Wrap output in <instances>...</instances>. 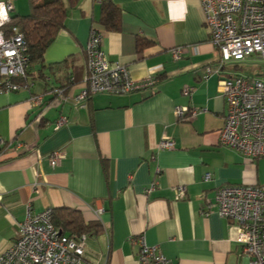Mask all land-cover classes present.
Masks as SVG:
<instances>
[{
	"label": "crops",
	"instance_id": "obj_1",
	"mask_svg": "<svg viewBox=\"0 0 264 264\" xmlns=\"http://www.w3.org/2000/svg\"><path fill=\"white\" fill-rule=\"evenodd\" d=\"M10 1L12 16L32 10L29 0ZM103 1L65 0L66 26L44 63L17 80L22 89L0 92V254L17 238L29 208H69L102 225L98 235L87 234L85 257L94 264H139L140 245L131 237H143L177 264H244L238 227L218 213L216 193L228 184H264V175L260 158L220 144L227 102L221 75L207 76L220 53L201 0H112L122 9L121 29H101V47L133 80L154 78L153 84L78 101L88 87L86 47L100 27ZM139 39L150 45L140 51ZM178 107L203 111L186 120ZM165 137L175 148L161 149ZM57 151L65 157L54 166ZM178 186L186 188L180 199ZM96 208L104 209L99 218Z\"/></svg>",
	"mask_w": 264,
	"mask_h": 264
},
{
	"label": "built area",
	"instance_id": "obj_2",
	"mask_svg": "<svg viewBox=\"0 0 264 264\" xmlns=\"http://www.w3.org/2000/svg\"><path fill=\"white\" fill-rule=\"evenodd\" d=\"M201 8L209 38L220 53L218 66L208 67L207 76L221 75L219 89L227 102L220 144L250 160L264 158V80L242 75L239 70H223L227 64H239L252 56L264 60V0H201ZM13 10L10 0L0 1V92L22 89L17 80L27 77L25 36L16 25L7 28ZM101 42L102 33L93 29L86 47L88 87L76 95V100L85 102L99 93L123 94L153 84L154 78L137 82L126 66L111 63ZM181 55L182 48H176L174 57ZM191 92V88L183 90L185 95ZM34 102L40 103L41 97H35ZM202 111L178 107L176 114L187 120ZM4 144L5 140H0V146ZM160 147L173 149L175 142L165 137ZM64 157L63 152L53 153L51 164L57 165ZM211 178V173L205 175V180ZM176 193L177 199L183 198L186 188L178 186ZM214 205L222 217L238 227L237 243L244 264H264V184L222 186ZM94 211L98 218L104 213L103 208ZM52 213V208L40 213L29 208L26 219L18 226L17 238L0 254V264H94L85 257L87 234L67 235L53 224ZM131 239L140 245L139 264H177L159 252L157 246H149L143 237Z\"/></svg>",
	"mask_w": 264,
	"mask_h": 264
},
{
	"label": "trees",
	"instance_id": "obj_3",
	"mask_svg": "<svg viewBox=\"0 0 264 264\" xmlns=\"http://www.w3.org/2000/svg\"><path fill=\"white\" fill-rule=\"evenodd\" d=\"M32 10L28 15L12 16L7 25H16L23 32L29 55L27 74L33 64H43L45 52L54 42L57 34L66 26L68 8L65 0H29ZM76 0H69L74 4ZM102 17L99 21V31H118L121 29L122 9L112 0H104L102 3ZM138 48L143 50L149 42L139 39ZM23 79V78H21ZM52 222L69 236L80 234L98 235L103 228L100 221L87 222L80 211L69 208L53 209Z\"/></svg>",
	"mask_w": 264,
	"mask_h": 264
},
{
	"label": "rangeland",
	"instance_id": "obj_4",
	"mask_svg": "<svg viewBox=\"0 0 264 264\" xmlns=\"http://www.w3.org/2000/svg\"><path fill=\"white\" fill-rule=\"evenodd\" d=\"M240 74L254 76L264 80V60L258 56H252L239 63ZM259 171L264 175V158H260ZM264 177V176H263Z\"/></svg>",
	"mask_w": 264,
	"mask_h": 264
}]
</instances>
